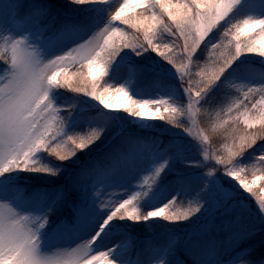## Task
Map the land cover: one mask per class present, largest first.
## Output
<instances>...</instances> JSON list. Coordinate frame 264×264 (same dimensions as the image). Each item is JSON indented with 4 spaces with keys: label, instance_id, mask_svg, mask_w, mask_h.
Returning a JSON list of instances; mask_svg holds the SVG:
<instances>
[{
    "label": "rangeland",
    "instance_id": "obj_1",
    "mask_svg": "<svg viewBox=\"0 0 264 264\" xmlns=\"http://www.w3.org/2000/svg\"><path fill=\"white\" fill-rule=\"evenodd\" d=\"M93 1L99 2L93 7L91 4ZM117 2L118 0H89L88 3L71 5L70 9L65 12V20L72 17L70 15L87 11L90 7L93 8L85 19L76 25H69L70 22L66 26L62 25L59 23L61 19L56 18L44 33L41 45L42 55L60 54L98 32L109 22V14L116 5L118 6ZM122 2L123 0H119V3ZM143 7L144 5L137 6L126 12L125 15ZM24 14V10H17L15 0H9V3L0 5V31L6 28L8 32L17 35L24 32L27 27L31 26L29 22L21 23L19 21V16ZM232 14L241 17L244 15L253 18L264 17V0H238ZM164 20L171 23L169 19ZM57 22L58 25L55 24ZM114 23L124 31L120 26V21ZM223 26H225V22H222L219 27ZM130 28L132 27L130 26ZM217 31L218 29L213 30L201 43L197 52L193 54V62L190 65L193 91L195 90V79H199L195 77L196 65L203 64L208 59L207 48L208 46L210 48V44L215 42ZM133 36L142 41V30L137 31L132 28L129 38ZM175 39L176 37L167 31H160L156 42L170 43ZM180 43L183 44V39L180 40ZM257 55L259 54H242L225 71L220 80L202 95L203 97L213 93L217 87L227 90L209 119L217 120L219 107H224L227 104V99L234 92V89L227 87L228 84H264V57ZM250 57L258 58L256 61H243ZM85 71L87 70L85 69ZM188 79L189 76L186 74L182 80L173 64L151 49L128 48L123 49L109 64L108 74L100 83L123 86L135 99H166L176 107L184 108L188 102V94L185 92ZM66 92L70 94L72 100L76 99L78 102L77 106L70 111V116H67L69 112L65 115L60 113L51 91L49 94L54 107L58 109V115L67 116L61 135L77 133L84 135L93 128H103L100 138L85 150L78 152L71 160L63 163L43 150L35 153L33 159L36 160L38 166H46L53 170L60 169L56 176L21 169H12L0 174V202H7L17 211L30 212L34 215L51 209L49 227L42 230L41 250L43 252H49L53 248L71 250L81 240L87 239L92 234L97 224L110 214L115 204L134 195L136 196L134 204L138 209V214L143 216L148 211L168 203L169 200H173V204H175L199 194L205 201V209L192 220L175 223L163 218H150L134 222L128 218L117 217L110 222L111 228L108 235L94 249L108 250L112 264H150V262L167 264L168 259L170 261L174 259L170 264H175L178 259L177 251L180 248L175 246L173 251L167 250V244L171 238L179 236L180 242L183 243L190 235L207 226L209 221L214 224L221 223L225 219L224 210L234 199L248 200L247 194L239 193L238 186L230 178L218 173L211 176L205 175L204 169L207 162L203 161L202 147L196 137L199 136V133L207 135L208 132L198 124V111L191 119L187 115L178 116L177 123L183 126L177 127L165 120H160L159 116L145 118L131 116L122 111L123 107H116L109 111L102 108L91 97L71 91ZM202 97L197 105L198 109L204 103ZM114 103L119 105L124 102L122 99H117ZM204 120V127L209 129L211 121ZM255 123L258 124L259 120ZM187 127L191 129V134L184 130ZM129 132H143L145 137L156 134L157 140H160V135H163L167 142H172V146L168 147L169 150L162 149L158 145L136 147L126 152L124 150L122 154H131L132 156L131 165L122 164L107 176L95 179L83 187H76L74 184L76 179L69 178L72 167L77 166L94 151L106 146L117 135ZM210 141L209 144L208 141L203 143L211 147ZM243 158L241 161H244ZM165 159L168 161L167 165L157 180L154 183L145 184L144 176L152 173ZM21 181L35 185L31 196H27ZM65 183H67V187ZM57 193H62V198L53 203ZM248 202L251 203L250 200ZM102 204L104 207H101ZM85 207L88 208L90 215L87 219H81L79 212ZM65 213H69L68 218ZM61 215H64V218L55 222ZM172 229L177 230L172 231ZM131 232L140 236L136 243L133 242L134 244L131 242ZM166 232H168L167 235H162ZM157 233L159 234L157 235ZM152 237L156 239L154 240ZM150 246H157L159 250L154 252Z\"/></svg>",
    "mask_w": 264,
    "mask_h": 264
},
{
    "label": "clouds",
    "instance_id": "obj_2",
    "mask_svg": "<svg viewBox=\"0 0 264 264\" xmlns=\"http://www.w3.org/2000/svg\"><path fill=\"white\" fill-rule=\"evenodd\" d=\"M65 2L67 5L83 4L81 0H65ZM198 2L206 6L211 5L212 11L207 22L202 20L198 30L190 34L195 40V45H199L213 29H218L215 42L207 48L208 56L211 51H220L232 40L235 42L236 50L246 51L255 47L256 52L254 53H258L259 57H264V17L249 18L247 15L242 17L231 15L235 0H198ZM7 3L9 0H0V5ZM15 4L17 10L23 9L30 17L31 26L19 35L8 32L6 28L0 31V106L27 98L29 103L23 113V118L35 120L33 128L37 131L48 127L47 121L52 115L51 109L56 108L49 95L53 89H64L91 97L102 108L109 111L111 110L103 102L102 94L107 96L109 91L123 90L128 99L127 107L122 109L123 112L137 117L136 113L139 110L137 105L145 103L152 105L155 110L153 101L135 99L127 88L120 85L100 83L98 87H92L87 82L79 83L78 77L77 87L83 91L68 87L64 81L72 73H83L92 56L86 60L82 59L79 63H72L76 54L70 51L71 48L52 56L42 55L41 45L44 33L56 20V0H15ZM221 21L225 22L222 28L219 27ZM248 28L252 30L246 31ZM116 31V29L113 30L114 33ZM167 32L176 37L171 24ZM180 40L176 37L175 42L183 47ZM161 44L167 46V43ZM195 45L193 51H195ZM228 53L229 55L234 54L231 48ZM92 55L97 54L94 51ZM177 59L182 61L183 58L177 57ZM224 67L222 65V71ZM107 74L108 70L104 73L103 80ZM227 87L234 89V92L227 99L226 105H234L235 110L225 114L222 112L223 107H219L220 115H217V120L211 121V127L206 129L208 140L212 137L211 147L203 143L200 136L196 139L202 147L203 161L207 162L204 169L205 175L211 176L218 173L230 178L235 181L239 193L247 194L248 200L234 199L224 210L225 219L221 223L214 224L209 221V224L202 230L185 239L183 249L187 260H182L179 264H264V236L258 244L241 246L245 240L257 234H264V119H260L256 124L250 115L245 114L246 112L264 114V104L258 99L264 98V88L255 91L251 85L242 83L228 84ZM244 93H247V97ZM237 101L240 103L236 104ZM34 109L43 114L39 119H36ZM56 115L58 117L57 127L64 129L67 116H70L71 112L65 117L58 115V112ZM160 120H165L177 127L183 126L177 123L178 119L173 123L163 116ZM220 120L223 121V126H217ZM61 133L52 134L49 145L42 149L48 155L53 156L51 148L57 144L66 145L71 149L73 144L69 137L80 136L79 133L63 136ZM83 150L85 149L75 151L64 160L54 158L63 163L71 160ZM205 152L208 153L207 156L204 155ZM241 157H247V160L241 161ZM5 167L38 172L39 166L33 157L29 162L25 156L20 159L10 157L0 159V173L5 171ZM59 171V168L55 169L53 176L58 175ZM249 200L251 203L248 202ZM123 205L128 206L129 201H123ZM164 207L168 208L165 215L176 212L177 209L181 213L186 211L187 215L172 221L182 223L197 217L205 209V201L197 194L191 199L175 204L173 200H169ZM125 210V207H120L117 211L122 214ZM156 211L160 209L157 208ZM50 216V208L38 215L17 210L14 213L10 212L7 216V230L11 233H22L24 238L7 243L5 227L0 225V264H53V262L59 264V260L66 254V249L53 248L49 252L41 250L42 230L49 225ZM25 217L27 219H24ZM36 217L39 218L36 219ZM174 238L179 243L180 237L175 236ZM85 241H88V238L81 240L74 248L82 250ZM81 259L84 264H111L105 256L99 253L95 257L89 259L81 257Z\"/></svg>",
    "mask_w": 264,
    "mask_h": 264
},
{
    "label": "snow or ice",
    "instance_id": "obj_3",
    "mask_svg": "<svg viewBox=\"0 0 264 264\" xmlns=\"http://www.w3.org/2000/svg\"><path fill=\"white\" fill-rule=\"evenodd\" d=\"M81 2L88 3L89 0H81ZM118 6L114 7V10L110 12L109 22L98 32L91 35L85 40L79 41L77 44L73 45L70 49L71 52L76 54L75 59L72 63H79L82 59H88L92 56V59L87 63L83 73H72L64 83L75 89L76 91H83V89L77 87V78L79 77V83L87 82L92 87H98L100 81L103 79L104 73L108 70L109 64L116 58V56L123 49H137L143 48L145 50L151 49L153 52L158 53L159 56L163 57L169 63L173 64L176 71L180 74L182 80H184L185 75L189 76L188 86L185 87V92L188 94L187 106L184 108H178L174 104L169 103L166 99L151 100L155 104V110H153L150 104H140L137 105L138 112L137 117H156L159 119L166 116L169 122H175L180 115H187L189 118H193L198 111L197 105H199V100L202 95L213 85L220 80L225 71L244 53H254L256 52L255 47L247 49L246 51H238L235 48V42L230 40L227 45H225L220 51H211L208 60L203 64L196 65L195 77V90L193 91V76L190 73V65L193 62L194 53L201 46V43L205 41V37L199 45H195V40L190 36L198 30L199 25L202 20L207 22L211 16L212 6L204 5L199 3L198 0H123ZM238 0H235L232 5V10L236 7ZM144 5V11L150 12L149 15H143L142 13H137L135 17L131 15H125L126 12L135 9L137 6ZM207 7V11L205 8ZM171 21V25L175 30L176 37L183 39V47L178 46L174 41L167 43V46H163L161 43L156 42L157 33L160 31H169V23H166L163 19L164 16ZM249 18H253L249 16ZM19 21L21 23L29 22L30 17L26 14L19 16ZM115 21H120L125 25H130L133 29L143 32V40L136 37L129 38V35L121 30L120 27L115 24ZM223 21H221L222 23ZM117 31L114 33L113 30ZM251 28L246 29V31H251ZM256 42L254 41V44ZM195 45V51H193V46ZM212 43L210 44L211 47ZM209 48V46H208ZM231 48L233 50V55H229L228 50ZM97 54L93 56V52ZM98 57V62H97ZM177 57H182V61L178 60ZM222 65L225 66L222 71ZM251 88L255 91H259L264 88V84L251 85ZM247 97V93H244ZM102 99L105 104H107L109 109L116 107L126 108L128 104L127 95L123 90H113L109 91L107 96H103ZM122 99L124 103L117 104L114 103L115 100ZM259 102L264 104V98H258ZM148 100V99H147ZM29 101L27 98H21L17 101L6 103L0 106V159L5 157H10L11 159H20L22 157H27L29 162H31L32 157L38 151L45 149L50 141L52 134L56 132H62L63 128H58L56 121L58 117L56 113L57 108L51 109L52 115L48 117V127L40 129L39 131L33 128L35 120H25L23 118V113L28 105ZM240 102L237 101L236 104ZM235 110L234 105H225L222 108V112L227 114ZM36 112V119H39L43 114ZM250 115L253 121L264 119V114L257 113H245ZM219 116L220 113L218 112ZM193 123L195 121L193 120ZM217 126H223V121L220 120ZM186 132L191 134V129L189 127L184 129ZM103 128H93L89 130L86 134L69 137L72 142L73 147L71 149L67 148L66 145L57 144L51 148V154L59 159L64 160L68 156L72 155L75 151L86 149L96 142L97 137L101 134ZM203 142L208 141V137L204 133L198 134ZM205 156L208 155L207 152L204 153ZM235 155V153H232ZM167 159L161 162L152 173L144 176L143 182L145 184L154 183L160 174L164 171L167 165ZM122 164H132L131 154L124 155L119 154L110 159L109 163L104 166H95L93 168H87L82 170L77 176L74 184L76 187H83L89 182L100 179L110 172L114 171ZM12 169L5 167L6 173ZM38 172L49 173L51 175L55 174V170L48 168L46 166H39L37 168ZM2 174V173H0ZM62 198V193H57L53 199V203ZM136 196L129 197L125 200L129 201L128 206L123 205V201L115 204L112 210L106 218L102 219L96 226L95 230L88 237V241H85V245L82 250L78 248H73L67 250L66 254L59 260V264H84V259H89L90 257H95L97 254H102L107 258V261L111 262L109 258L108 250H94L95 246L101 243L105 237L108 235L111 224L114 218H128L134 222H139L141 219L148 220L150 218H163L166 221L172 222L182 218L187 215V212L181 213L179 209L176 212H168V208L164 205L158 207L160 211L154 210L148 211L145 215L141 216L138 214V209L134 204ZM167 204V203H166ZM101 207H104L102 204ZM120 207H125V211L120 214L117 210ZM171 207V205H169ZM51 210V209H50ZM16 209L11 207L7 202H0V225L5 227V239L7 243H13L24 238L22 233H11L7 230V216L8 214L14 213ZM81 219L89 218V210L87 207L83 208L79 212ZM39 217H36L38 219ZM24 219H27L26 217ZM93 237L95 239H93ZM177 244L176 239L173 237L168 241L167 250L173 251ZM152 251H158L157 246H150ZM55 264V262H53Z\"/></svg>",
    "mask_w": 264,
    "mask_h": 264
},
{
    "label": "trees",
    "instance_id": "obj_4",
    "mask_svg": "<svg viewBox=\"0 0 264 264\" xmlns=\"http://www.w3.org/2000/svg\"><path fill=\"white\" fill-rule=\"evenodd\" d=\"M96 2V1H93ZM91 3L96 5L98 2L96 3ZM60 3V4H59ZM71 5H67L65 0H56V18L57 19H61V21L59 22L60 24L66 26V24L69 25H76L78 23L81 22V20L85 19V17L89 14V11L93 8L90 7L87 9V11H81L79 13H76L75 15H70L72 17H69L67 20L65 17V12L66 10L70 9ZM144 8L138 9V10H134L126 15H131L133 17H135L137 15V13H142L143 15H149L151 14L150 12H145ZM23 10V9H22ZM64 12V13H63ZM235 14V13H234ZM233 15V14H231ZM163 19H168L167 16L165 15L163 17ZM56 25H58V22L55 23ZM120 26L123 28L124 32L126 34L130 35V32H132V28H130V25H125L122 22H120ZM158 35V33H157ZM258 57H253V58H246L243 61H256ZM194 61L196 62V60L194 59ZM63 89H53L51 90V93L54 97L55 103L59 106V111L62 115L67 114L68 112L72 111L73 107H76L78 102L77 100H72L70 98V94H68L66 91H62ZM226 89L225 88H220L217 87L216 90H213V93H209L206 96H203V105L200 106V108L198 109L197 112V117H198V121H199V125L201 126V128L205 131H207L205 126V120L208 121H212L213 119H209V116L214 113L216 106L219 104V102L221 101L222 97L224 96V94L226 93ZM63 92V93H62ZM208 123V122H206ZM208 125V124H207ZM161 139L157 140L156 138L158 137L156 134H153V136H147L145 137V134L143 132L141 133H121L120 135H117L110 143H108L106 146L102 147L99 150L94 151L93 154L88 155L84 160H82L77 166L72 167V171L71 174L69 176V178H77V176L79 175V173L87 168H93L95 166H104L107 165L110 161V159L114 156H117L119 154H122L125 150L128 151L132 148H136V147H145V146H150V145H158L159 147H161L162 149H167L169 150V146H172V142H167V140L165 139L166 137L163 135H160ZM210 138L208 140V144H209ZM210 146H212V137H211V141H210ZM171 149V148H170ZM242 159V157L240 158ZM244 161H246L247 159H245V157L243 158ZM51 163V162H49ZM21 184L23 185V187L26 190V194L27 196H31V194H33V189L35 188V185H32L31 183H26L25 181H21ZM65 186L67 187V183H65ZM65 216H69V213H65ZM64 218V215H61V217H59L58 219L55 220V222L59 221L61 218ZM68 218V217H67ZM66 219V218H65ZM49 227V226H48ZM112 230V229H111ZM177 229H172V231H175ZM174 233V232H173ZM159 233H157L158 235ZM168 232L166 233H162V235H167ZM131 242L136 243L140 236L136 235L135 233L131 232ZM262 236H264V234H257L256 236H253L247 240L244 241V243L241 245L242 247H246L248 245H252V244H258L259 241L262 239ZM143 237V236H141ZM154 240L156 239L155 237ZM133 243V244H134ZM176 246H179L180 249H178L177 251V256L178 259L176 261L175 264H179L180 261L182 260H187V257L185 255L184 249H183V243H181L179 241V243L176 244ZM174 260V259H173ZM172 260V261H173ZM172 261H170L168 259V263L170 264V262L172 263Z\"/></svg>",
    "mask_w": 264,
    "mask_h": 264
}]
</instances>
